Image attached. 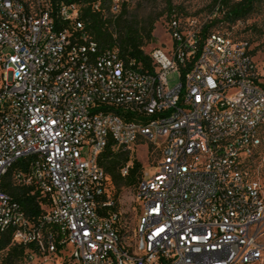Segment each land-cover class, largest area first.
Returning a JSON list of instances; mask_svg holds the SVG:
<instances>
[{
  "label": "built area",
  "instance_id": "1",
  "mask_svg": "<svg viewBox=\"0 0 264 264\" xmlns=\"http://www.w3.org/2000/svg\"><path fill=\"white\" fill-rule=\"evenodd\" d=\"M52 4H58L59 19H52ZM100 4L97 13L100 12ZM115 13L123 7L117 0ZM80 9L61 0H0V13L22 24L25 37L14 38L0 24V54L6 55L5 69L11 73V87L0 95V104L14 96L19 109L17 121L0 126V214L12 210L11 196L3 190L1 172L26 152L43 151L54 162L59 197L45 191L42 165L25 167L11 178L14 186L34 188L49 199L50 206L36 222L22 210V223H29L39 249L30 250L31 264H47L60 257L55 236L60 221H69V237L77 244V264H129L127 255L116 251V213L105 200L106 176L103 168L90 170L88 156L95 150L98 130L107 129L114 141L122 140L123 151L138 144V127L128 128L125 119L101 116V108L124 109L146 118L155 129L149 144L158 148L162 161L154 176L144 171L135 188L139 210H146L143 230L148 251L127 243L140 255L138 264H264V196L243 171L246 161L264 146V127L256 118H264V86L246 45H235L225 36L201 30L188 31L177 17H170L169 50L149 54L152 70H144L135 60L124 61L118 48L91 49L82 41L85 28ZM25 19H33V32H26ZM59 21L76 32L77 40L54 35ZM192 27V26H191ZM84 51L96 53L97 60L109 70L114 90L137 92V101L115 106L94 105L98 86L85 65ZM68 61H78L69 68ZM45 65L38 91H30L35 65ZM59 67V77L50 70ZM181 83L170 87L168 76ZM51 95L52 102H45ZM56 98L67 102V117L52 123L46 107L57 109ZM210 101H218L211 111ZM131 129V136H123ZM74 148L71 166H65V152ZM103 149V152L104 150ZM86 155V156H85ZM131 164L121 171L128 174ZM106 212V213H105ZM48 220L49 227L41 221ZM26 231H20L16 244L28 245ZM49 235L48 244L39 236ZM101 255V262H94ZM67 263V260H63Z\"/></svg>",
  "mask_w": 264,
  "mask_h": 264
},
{
  "label": "bare ground",
  "instance_id": "2",
  "mask_svg": "<svg viewBox=\"0 0 264 264\" xmlns=\"http://www.w3.org/2000/svg\"><path fill=\"white\" fill-rule=\"evenodd\" d=\"M128 0H123V5L127 4ZM117 0H110L109 6H111V13L114 15L115 13V4ZM100 4V13L105 15V11L101 6V0H97L93 3L92 10L97 12V6ZM52 19H59V7L58 4H52ZM76 8L80 9L79 19L81 21V8L76 6ZM121 10L119 11V13ZM117 13V14H119ZM60 27H54V35L62 36L65 39L70 38V40H77L76 32H72L71 28H67L66 21H59ZM26 23V32H33L34 23L33 19H25ZM0 24H5V30L12 32V37L21 38L25 37V30L22 29V24H18L14 19H7L2 13H0ZM82 41H89V47L91 49H98L96 43L92 40V38L85 32V29L81 30ZM119 52V50H118ZM85 53V65L88 70L91 71L92 78L94 82L100 83L98 86V97H93L94 105H104V106H115V99L122 100L124 104H131L134 101H137V92L131 90L126 91L122 89L114 90V99L110 97V94L107 93L106 88H112V83L109 78V70L102 65V62L97 60L96 53L91 51H84ZM124 59V58H123ZM126 61V59H124ZM6 55L0 54V70L2 72V81L3 88L0 91V95H5L11 87V73L9 68L5 69ZM69 68H78V61H68V69ZM32 76L33 83L30 85V91H38V83L42 82V72H46L45 65L38 64L33 67ZM60 69L59 67H53L50 70V77H59ZM45 102H52L51 95H44ZM57 100V109L54 107H46L45 116L49 118L52 123L61 122L64 120V117H67V102L64 98H56ZM4 102L0 104V126H2L6 119L7 121H17L16 114L13 110L19 109V102L14 101V96H7ZM211 111H218V101H210ZM100 117L101 116H112L116 119H125V123L128 128L138 127L143 129V134L137 135L138 144H149V138H154L155 129L151 127V122L146 121V118L141 116H135L132 112L125 111L124 109L116 108H101L99 110ZM256 125L260 127H264V118H256ZM123 136H131V129H123ZM98 138L107 139V144L109 141H113L115 145V151L122 149V140L114 141V137H109V131L107 129L98 130ZM105 140L96 141L95 150L89 153L88 161H89V169L90 170H99L98 159L105 149ZM74 157V148L67 149L65 152V166H71ZM20 162L25 163L30 167H35L36 164L42 165L43 168V178H45V191L49 194L50 198L59 197L58 189L56 187V178L54 175V162L47 156V154L43 153V151H33L26 152L24 159H14L9 162L8 166L3 169L1 172L2 182L4 178L9 174L11 170L14 169L16 165ZM19 170H17L16 174H19ZM12 210L10 212H5L4 220L3 214H0V242L3 237L9 235L11 236V241L13 244L17 243L18 234L20 231L30 230L29 223H22V218L19 215V211L23 209L20 205L12 200ZM138 226L144 225L146 220V210H140ZM116 230L115 232V246L116 251L120 255H127V261L129 264H138L140 262V255L137 253L135 249H128L127 243L129 242L126 235L121 234L122 226L119 223L118 217L115 220ZM60 234L55 236L56 247L63 246L64 240H66V245H70L69 249H71L72 257H65V260L69 263L77 264V244H74V239L69 237L70 233V224L69 221H60ZM42 227H49L48 220L41 221ZM129 237V236H128ZM135 244L140 247V251H148V241L147 238L143 236V230L136 229L134 233ZM26 240L28 245L31 246V250L39 249V241L35 240L34 231H26ZM40 244H48L50 242L49 235L39 236ZM29 247V246H28ZM63 251H67V248H60L59 254H62ZM27 262L31 264V260L27 259ZM94 262H101V255H94ZM82 264H90L89 261H82Z\"/></svg>",
  "mask_w": 264,
  "mask_h": 264
},
{
  "label": "trees",
  "instance_id": "3",
  "mask_svg": "<svg viewBox=\"0 0 264 264\" xmlns=\"http://www.w3.org/2000/svg\"><path fill=\"white\" fill-rule=\"evenodd\" d=\"M64 4H74L81 8V22L85 25V32L96 43L100 50L117 47L122 57L126 61L135 60L146 70H152L149 55L145 54L143 49L153 40L152 33L160 17L145 19L143 24L138 23L128 16L127 5L124 4L119 14L111 13L110 0H101V6L106 12L105 15L92 10V4L97 0H61ZM214 6H218L220 12L224 14L227 22L233 23L245 19L257 10L263 3V0H214ZM216 23L207 24L201 30L202 38L210 35V30ZM3 85V81H2ZM1 85V86H2ZM3 88L0 87V91ZM98 159V165L103 168L106 176L105 200H110L113 205V212L119 219L122 226L121 234L126 235L121 222V215L116 207V200L122 189H134L142 178V166L135 160L131 159V152L119 149L115 151L113 141ZM132 164L126 176L121 171L128 164ZM30 167L20 162L4 178L3 190L11 196L15 202L27 213L29 220L36 222L46 213L50 206L49 199L43 197L34 188L14 186L11 178L17 170ZM43 208V209H42ZM106 213V212H105ZM29 246V247H28ZM31 246L22 244H13L11 236L7 235L0 242V264H28L27 254Z\"/></svg>",
  "mask_w": 264,
  "mask_h": 264
},
{
  "label": "rangeland",
  "instance_id": "4",
  "mask_svg": "<svg viewBox=\"0 0 264 264\" xmlns=\"http://www.w3.org/2000/svg\"><path fill=\"white\" fill-rule=\"evenodd\" d=\"M213 1L128 0L126 5L128 16L140 24H143L145 19L160 17L152 33L153 40L143 49L145 54L149 55L153 50L170 49L172 41L168 33V23L172 16L180 19L188 31L202 30L207 24L213 22L216 24L210 30V34L225 36L235 45H246L264 86V0L253 14L233 23L225 20L223 12H220L218 6H214ZM2 79L0 70V87H2ZM167 82L170 87L181 83L176 75L168 76ZM131 159L137 160L142 166V172L144 171L151 177L154 176L162 161L158 148L151 144H136L131 151ZM243 171L251 182L261 188L264 196V146L258 148L253 158L245 162ZM135 194V188L122 189L116 200V207L121 215L123 229L130 244L135 242L134 233L139 223L137 219H139L140 207L135 201ZM59 255L58 258H48L47 264H67L63 260L66 256L72 257L71 249H67ZM68 264L71 263L68 262Z\"/></svg>",
  "mask_w": 264,
  "mask_h": 264
}]
</instances>
